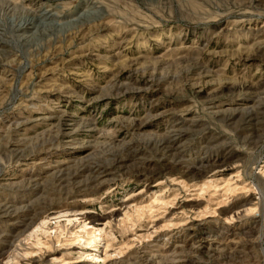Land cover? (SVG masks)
Returning <instances> with one entry per match:
<instances>
[{
    "label": "rangeland",
    "instance_id": "1",
    "mask_svg": "<svg viewBox=\"0 0 264 264\" xmlns=\"http://www.w3.org/2000/svg\"><path fill=\"white\" fill-rule=\"evenodd\" d=\"M94 263L264 264V0H0V264Z\"/></svg>",
    "mask_w": 264,
    "mask_h": 264
},
{
    "label": "bare ground",
    "instance_id": "2",
    "mask_svg": "<svg viewBox=\"0 0 264 264\" xmlns=\"http://www.w3.org/2000/svg\"><path fill=\"white\" fill-rule=\"evenodd\" d=\"M81 215H82V218H83L82 222H81V227L84 229V232L88 233L87 235L90 237V240H87V239L85 240L84 239V242L86 244H84L85 246L83 247V249H85V250H83L82 254H87L88 250L91 249L90 246L96 247L98 242L100 241V239L104 238V236H103L104 227L100 226V225L99 226L98 225L97 226L96 225L95 226L94 225H90L91 223L87 220L88 217L84 213H81ZM72 216L75 219L77 218L75 215H72ZM68 222H73L74 223V219H68ZM40 224H44V222L42 221ZM40 224L37 227H40ZM42 229H44V228H42ZM87 229H90L89 232H87ZM43 231H45V230H43ZM33 233H35V232L33 231ZM31 235H33V234L30 233L29 236H31ZM81 240L82 239H80V241ZM103 240H101V241H103ZM106 256H107V252L106 251L104 252L103 255H101V253L99 255H94L93 260L90 261V263H93V261H99L100 263L104 262L105 259H106ZM77 262H81V260H78ZM77 262H75V263H77ZM94 264H96V263H94Z\"/></svg>",
    "mask_w": 264,
    "mask_h": 264
}]
</instances>
